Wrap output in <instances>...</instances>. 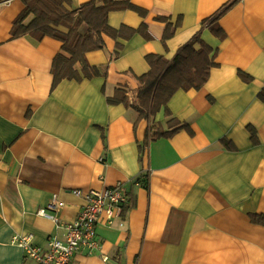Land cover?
<instances>
[{
  "label": "crops",
  "instance_id": "1",
  "mask_svg": "<svg viewBox=\"0 0 264 264\" xmlns=\"http://www.w3.org/2000/svg\"><path fill=\"white\" fill-rule=\"evenodd\" d=\"M127 1L143 13L112 10L107 23L137 31L102 34L104 46L86 54L101 73L53 85L61 41L12 37L23 3L0 0V264H34L13 235L32 233L39 246L61 236L36 213L53 196L64 202L57 216L71 221L84 204L74 189L116 183L128 196L126 209L114 225L99 223V247H80L72 263L264 264V223L249 217L264 215V101L257 97L264 89V0H236L218 18L231 0ZM168 25L174 32L164 41ZM198 34L216 64L201 88L178 89L168 100L181 128L154 137L136 110L107 102L118 90L134 97L136 77L149 68L146 54L173 59ZM163 113L154 122L165 130Z\"/></svg>",
  "mask_w": 264,
  "mask_h": 264
},
{
  "label": "trees",
  "instance_id": "2",
  "mask_svg": "<svg viewBox=\"0 0 264 264\" xmlns=\"http://www.w3.org/2000/svg\"><path fill=\"white\" fill-rule=\"evenodd\" d=\"M234 1L223 5L212 18H218ZM70 0H22L23 8L15 17L12 24V37L30 34L37 38L45 35L61 41V52L52 60L53 85L61 79L91 78L101 72L98 67L87 62L86 54L89 51L101 49L104 46L102 34L117 38L120 35L131 36L136 29L121 26L112 28L107 23L109 11L132 9L139 13L143 10L127 0H88L75 9H69ZM60 27L65 28L61 30ZM144 26L140 27L142 29ZM127 34H124V31ZM211 31L222 36L220 27H212ZM174 29L169 25L163 34V40L172 36ZM120 44L114 52L118 56ZM214 50L198 35L181 46L173 57L166 59L164 55L148 53L145 60L148 70L136 77L138 87L134 97H129L118 90L106 100L110 104H122L133 108L137 112V119L149 121L148 131L154 137L169 136L185 125L172 117L167 103L178 89H199L208 79L214 61ZM79 64V68L76 65ZM240 76L249 80L250 76L239 71ZM264 101V89L257 96ZM166 119V129L154 122L155 115L162 110ZM146 185V184H145ZM254 223H264V215L252 214L249 216Z\"/></svg>",
  "mask_w": 264,
  "mask_h": 264
},
{
  "label": "built area",
  "instance_id": "3",
  "mask_svg": "<svg viewBox=\"0 0 264 264\" xmlns=\"http://www.w3.org/2000/svg\"><path fill=\"white\" fill-rule=\"evenodd\" d=\"M73 193L81 196L84 204L71 221H63L57 216L56 211L64 202L56 196L52 197L46 207L36 211L37 215L51 219L61 230V236L51 235L45 246H39L34 243L32 233L13 235L11 242L22 249L24 259L34 264H74V252L80 247H84L88 253L99 247L96 226L99 223L114 225L128 203V196L121 183L101 189H74Z\"/></svg>",
  "mask_w": 264,
  "mask_h": 264
}]
</instances>
